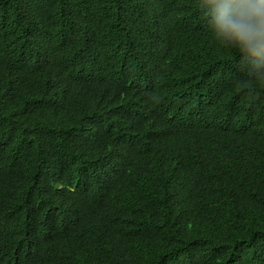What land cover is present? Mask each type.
<instances>
[{
    "label": "trees",
    "instance_id": "16d2710c",
    "mask_svg": "<svg viewBox=\"0 0 264 264\" xmlns=\"http://www.w3.org/2000/svg\"><path fill=\"white\" fill-rule=\"evenodd\" d=\"M236 55L195 0H0V264H264V83Z\"/></svg>",
    "mask_w": 264,
    "mask_h": 264
},
{
    "label": "clouds",
    "instance_id": "9594fccd",
    "mask_svg": "<svg viewBox=\"0 0 264 264\" xmlns=\"http://www.w3.org/2000/svg\"><path fill=\"white\" fill-rule=\"evenodd\" d=\"M195 8L213 41L219 47L237 54L234 64L246 74V78L253 83H264V0H195ZM159 77V73L153 74L151 80L158 82ZM149 109L154 124H150L147 119H136L132 124L134 131L141 135L152 132L159 115L158 111L150 107ZM231 132L236 137L240 133L239 126H231ZM63 137L66 139L69 154L80 148H89L93 144L87 134L79 131ZM122 144L125 146L123 155L118 157L111 154L106 158L116 180L123 173L125 163L131 159L129 145ZM70 158L76 171L91 179L90 167L86 161L82 160V164L76 158ZM196 162L202 166L201 160ZM151 165L150 185H155L162 169L157 173L152 162Z\"/></svg>",
    "mask_w": 264,
    "mask_h": 264
}]
</instances>
